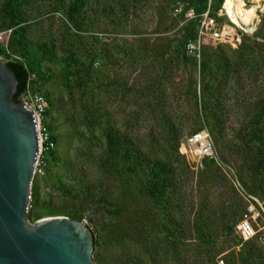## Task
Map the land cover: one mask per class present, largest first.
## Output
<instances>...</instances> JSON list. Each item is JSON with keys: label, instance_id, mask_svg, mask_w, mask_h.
<instances>
[{"label": "rangeland", "instance_id": "374dc122", "mask_svg": "<svg viewBox=\"0 0 264 264\" xmlns=\"http://www.w3.org/2000/svg\"><path fill=\"white\" fill-rule=\"evenodd\" d=\"M11 1L0 0L2 60L28 63L56 143L44 177L31 180L26 223H82L93 264H264L226 240L253 200L264 217V0L252 35L184 57L194 24L183 17L203 7L193 0H84L75 10L71 0ZM221 4L210 14L224 26ZM200 131L211 158L184 146Z\"/></svg>", "mask_w": 264, "mask_h": 264}, {"label": "water", "instance_id": "95a60500", "mask_svg": "<svg viewBox=\"0 0 264 264\" xmlns=\"http://www.w3.org/2000/svg\"><path fill=\"white\" fill-rule=\"evenodd\" d=\"M16 85L0 59V264H93L92 237L82 223L25 221L38 141L33 113L12 103Z\"/></svg>", "mask_w": 264, "mask_h": 264}, {"label": "built area", "instance_id": "2783aa9c", "mask_svg": "<svg viewBox=\"0 0 264 264\" xmlns=\"http://www.w3.org/2000/svg\"><path fill=\"white\" fill-rule=\"evenodd\" d=\"M262 3V0L260 4ZM211 0H206V8L198 15H193L192 11H188L183 18L195 20V33L192 40H187L184 44V53L195 56L198 55L200 47L206 42L217 44L237 43L238 35L253 34L246 33L240 29H236L228 22L222 6L218 10L220 17L224 18L226 25H229L234 31L232 34L223 32V25H218L216 19L210 14ZM174 15L180 12L179 5L173 7ZM259 12V11H257ZM256 12V13H257ZM218 16V15H217ZM254 20H257L255 18ZM253 20V21H254ZM252 21V22H253ZM251 26L253 27L254 25ZM259 21L256 22V24ZM242 33H241V32ZM254 32V31H253ZM10 36V30L0 31V50L3 54H7V41ZM3 54L0 55L2 59ZM33 75L29 74L23 93L18 97V103L25 106L33 113L35 119V134L38 141V152L32 170L33 178H42L45 175L47 164L55 149V142L48 129L47 112L48 104L44 96L40 93L38 87L33 84ZM184 146L192 153L197 160H203L212 157L213 144L209 136L203 131L194 132L186 137ZM31 201V184L28 191L27 204ZM253 204H248L239 220L236 222L235 237L239 242V246L245 243H253L257 248L264 252V217L260 215V205L253 200ZM257 208L260 210H257ZM27 210V208H26ZM26 213V212H25ZM215 264H224L220 257L215 259Z\"/></svg>", "mask_w": 264, "mask_h": 264}, {"label": "trees", "instance_id": "16d2710c", "mask_svg": "<svg viewBox=\"0 0 264 264\" xmlns=\"http://www.w3.org/2000/svg\"><path fill=\"white\" fill-rule=\"evenodd\" d=\"M193 2L196 3V4H199L201 7L203 6L202 9L200 7H199L200 8L199 9L196 6L195 11H194L195 15H198V13H201L202 11L205 10V8H206V6H205L206 0H193ZM11 3H12V1H11ZM220 3H222L221 0H211L210 7L214 6L216 9H218ZM82 6H84V0H71V7H72L73 10L77 9V7L79 8V7H82ZM204 6H205V8H204ZM188 24H189V26L194 24L193 31L191 32L193 34L192 36H194V33H195V20H190ZM260 27H261V30L264 32V12L261 15ZM190 35L191 34H190L189 31H185V36L182 39V43H181L182 44L181 45L182 49L179 52V54H181V56H183V57H184L183 47H184L185 42L187 40H189L188 38H189ZM1 54H3V53L0 50V55ZM5 56H7V54L4 55V57ZM4 61H5L6 67L12 72V74H13L15 80H16V83H17L15 94L12 97V103H17L18 102V97L24 91L27 77H28L29 74H31L30 70H29V65H28V63L27 64L25 63V59L24 58H12V57H9V59H7V60L4 59ZM33 84H35L38 87L40 93L44 96L47 104H49V101L46 99L45 95L42 92V89L39 86V82H38L37 78L34 80ZM48 112H49V105H48ZM48 112H47V116H48ZM53 140H54V138H53ZM54 142H55V140H54ZM53 156L54 155L52 153V155L50 157V160L53 159ZM143 172L146 173V174H149L150 175V179H152V182H153V185L150 186L149 194L152 197H160L162 195V192H163L164 189H163L162 186H159L158 183H157L159 181V179H160L159 174L155 170H148L147 167L143 169ZM234 226L235 225H233L232 227H229L228 230H227V238H226L227 242L229 244H231V246H233V247H238L239 250H241V252H243L244 254H248L250 251L256 250L258 255L261 258L264 259V252L261 251L259 248H257L253 243H245V244H241L239 246V242L236 239L235 235H234V237H229V233L228 232H229V230L231 228H234ZM94 245H95V241H94V239H92V248L94 247ZM210 258H211V255H209L208 260ZM212 264H215V259L213 260Z\"/></svg>", "mask_w": 264, "mask_h": 264}, {"label": "bare ground", "instance_id": "6f19581e", "mask_svg": "<svg viewBox=\"0 0 264 264\" xmlns=\"http://www.w3.org/2000/svg\"><path fill=\"white\" fill-rule=\"evenodd\" d=\"M261 0H248V5L243 0H222V9L227 16L228 22L243 32H251V22L256 18V12H261L263 6ZM229 25L223 26V32L232 34L234 31ZM232 45V43H231Z\"/></svg>", "mask_w": 264, "mask_h": 264}]
</instances>
